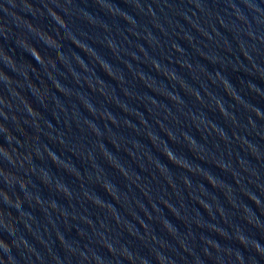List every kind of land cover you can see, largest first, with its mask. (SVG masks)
Wrapping results in <instances>:
<instances>
[{
  "label": "water",
  "instance_id": "water-1",
  "mask_svg": "<svg viewBox=\"0 0 264 264\" xmlns=\"http://www.w3.org/2000/svg\"><path fill=\"white\" fill-rule=\"evenodd\" d=\"M0 264H264V0H0Z\"/></svg>",
  "mask_w": 264,
  "mask_h": 264
},
{
  "label": "clouds",
  "instance_id": "clouds-1",
  "mask_svg": "<svg viewBox=\"0 0 264 264\" xmlns=\"http://www.w3.org/2000/svg\"><path fill=\"white\" fill-rule=\"evenodd\" d=\"M33 52L35 53V58L38 59V60H42L43 57L40 56L39 52L35 49H33ZM167 155L169 156V158H172V154L171 152L167 153Z\"/></svg>",
  "mask_w": 264,
  "mask_h": 264
}]
</instances>
